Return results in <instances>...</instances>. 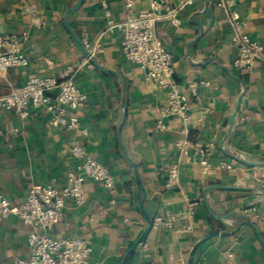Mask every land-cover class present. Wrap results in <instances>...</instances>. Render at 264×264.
<instances>
[{"label": "crops", "instance_id": "1", "mask_svg": "<svg viewBox=\"0 0 264 264\" xmlns=\"http://www.w3.org/2000/svg\"><path fill=\"white\" fill-rule=\"evenodd\" d=\"M76 1L0 0V32L20 41L29 59L25 67L0 73V96L29 77L59 75L68 66L75 68L76 83L88 95L86 107L75 112L80 120L75 130L51 125L42 107L25 116L0 109V194L18 203L33 186L63 184L68 172L79 169V160L64 150L80 141L116 182L109 190L87 179L83 204L69 199L47 232L83 239L93 249L89 264H121L147 225L125 148L145 182V207L154 216L150 234L129 264H187L200 239L233 230L244 219L264 239V58L252 71L236 67L238 48L226 12L212 0H197L180 13L181 24H157L173 55L172 81L185 90L191 106L187 121L163 116L167 90L125 58L123 34L109 28L103 0H86L71 25L82 41L101 45L103 50L95 54L98 63L119 78L86 63L65 27L66 12ZM105 1L112 20L125 18V0ZM148 3L134 0L132 12H146ZM28 8L35 9L34 18ZM237 12L264 57V0H238ZM159 117L167 125L164 131L155 130ZM196 148L207 151L200 154ZM174 163L180 164V184L168 185ZM222 163L230 167L219 168ZM189 224L192 228L186 230ZM32 230L14 215L0 219L1 263L29 256ZM194 264H264V250L245 226L236 234L207 240Z\"/></svg>", "mask_w": 264, "mask_h": 264}, {"label": "built area", "instance_id": "2", "mask_svg": "<svg viewBox=\"0 0 264 264\" xmlns=\"http://www.w3.org/2000/svg\"><path fill=\"white\" fill-rule=\"evenodd\" d=\"M146 12L134 14V0H125L126 16L121 21L111 18L110 9L105 0L102 1L104 12L109 20V28L119 29L122 34V51L125 58L132 64L141 67L146 76L156 80L158 85L167 90L168 103L163 109V116H176L183 121L190 119V103L185 90L174 81V61L172 53L166 48L157 33V24L167 20L174 25L181 24L180 13L185 8L194 5L197 0H148ZM218 8L224 10L233 28V41L238 48L234 64L238 68L252 71L263 57L262 46L245 30V22L238 18V0H212ZM31 16L35 17V9L28 8ZM83 43L95 55L102 51L100 44L86 41ZM28 57L22 52V43L14 37L0 32V73L13 67H25L29 64ZM86 63H92L86 59ZM75 68L68 66L59 75H43L29 77L23 84L8 94L0 96V109L15 111L25 116L32 108H45L49 113L51 125L60 124L67 129L79 127V117L76 111L86 107L88 95L76 83ZM191 92L196 95L197 88L191 85ZM162 116V117H163ZM162 117L155 124L156 131H164L167 125ZM2 131L0 130V134ZM177 147L187 153L183 143ZM64 151L79 160L78 171L68 172L63 184L48 183L33 186L25 199L13 203L7 196L0 194V219L14 215L26 225L33 227L28 235L30 253L28 257L17 258L7 264H89L92 247L83 239L51 236L47 229L63 214L66 203L72 199L81 205L85 200L84 184L91 179L111 190L115 180L108 168L99 160L89 155L86 148L76 140ZM200 154L206 149L196 148ZM202 164L209 166L206 159ZM230 167L226 163L219 168ZM180 164L174 163L168 169V185L180 184ZM172 228L171 222L166 223ZM191 224L186 230H191ZM42 230V231H41ZM0 264H3L0 262Z\"/></svg>", "mask_w": 264, "mask_h": 264}, {"label": "water", "instance_id": "3", "mask_svg": "<svg viewBox=\"0 0 264 264\" xmlns=\"http://www.w3.org/2000/svg\"><path fill=\"white\" fill-rule=\"evenodd\" d=\"M86 0H77L66 12L65 15V27L68 30L75 46L77 47V49L86 57V59H88L96 68H98L99 70H101L102 72L109 74L111 76H114L116 78H119L117 73L114 72L113 70H110L108 68H105L104 66H102L100 63H98L99 61L97 60L96 56L93 55L88 48L85 46V44L83 43L82 39L80 38V36L77 34V32L73 29L72 27V22L74 19L75 14L77 13V11L80 9V7L84 4ZM126 117H127V109L125 107L124 109V115H123V119L121 122V126H120V132L125 124L126 121ZM124 152H125V156L127 158V160L130 162L133 170H134V175H135V188H136V194H137V200L139 203V208L140 211L147 223L144 231L142 232L141 236L138 238V240L134 243V245L129 249V251L127 252L126 256L124 257L123 261L121 264H129L131 262V260L133 259V257L136 254V251L138 250L137 248H139V246L141 244H143L147 238V236L150 234L151 229L154 226V216H151L145 207V201L147 200L148 197V191L144 185L145 182H143L139 170H138V166L135 163V161L127 154L125 148ZM245 226H249L252 228L253 233L255 235V237L258 239V241L260 242L263 250H264V239L262 238V236L260 235L259 231L257 230V228L255 227V224L253 222H251L248 219H244L242 221L239 222V224L233 229V230H227V231H214L211 234H209L208 236L200 239L192 248L189 258L187 260V264H194V257L195 254L197 252V250L199 249V247L205 243L207 240H209L210 238L214 237V236H227L229 234H236L238 232H240L242 230L243 227Z\"/></svg>", "mask_w": 264, "mask_h": 264}]
</instances>
